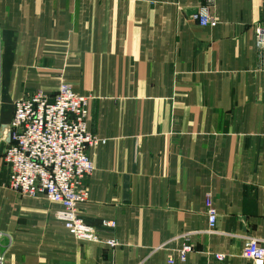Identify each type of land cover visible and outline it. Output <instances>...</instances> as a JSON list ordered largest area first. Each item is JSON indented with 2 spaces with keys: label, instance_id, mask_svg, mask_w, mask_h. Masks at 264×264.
Returning <instances> with one entry per match:
<instances>
[{
  "label": "crops",
  "instance_id": "0c3cea01",
  "mask_svg": "<svg viewBox=\"0 0 264 264\" xmlns=\"http://www.w3.org/2000/svg\"><path fill=\"white\" fill-rule=\"evenodd\" d=\"M0 0V252L3 264H256L264 247V0ZM61 82L90 99L89 197L78 207L111 248L73 236L59 203L8 186L16 101ZM217 210L209 224L207 194ZM213 229V230H212ZM215 254H224L223 261Z\"/></svg>",
  "mask_w": 264,
  "mask_h": 264
},
{
  "label": "built area",
  "instance_id": "2783aa9c",
  "mask_svg": "<svg viewBox=\"0 0 264 264\" xmlns=\"http://www.w3.org/2000/svg\"><path fill=\"white\" fill-rule=\"evenodd\" d=\"M214 1L207 0L197 9L194 18L201 26L216 25L211 12ZM254 31L258 47L264 53V23L258 24ZM90 99L74 92L71 84L61 82L55 94L36 90L15 102L10 143L5 152V161L10 167L8 186L23 196H43L61 204L63 210L57 213V218L77 239L115 248L119 246L116 239H102L99 234L101 229L114 230L115 221L88 222L78 215L79 205L89 197L88 179L94 170L89 150L108 141L88 130ZM205 206L209 224L214 228L217 210L210 193ZM181 237L183 245L176 256H170L168 264L185 262L194 251L190 234ZM242 256L264 264V247L260 240L248 238ZM215 257L223 261L225 255L215 254ZM4 259L0 252V264Z\"/></svg>",
  "mask_w": 264,
  "mask_h": 264
}]
</instances>
